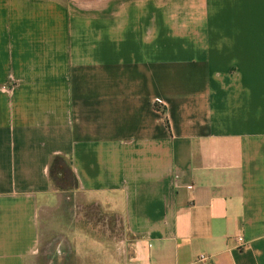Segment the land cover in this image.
I'll return each mask as SVG.
<instances>
[{
    "label": "crops",
    "instance_id": "1",
    "mask_svg": "<svg viewBox=\"0 0 264 264\" xmlns=\"http://www.w3.org/2000/svg\"><path fill=\"white\" fill-rule=\"evenodd\" d=\"M81 2L0 0V264L65 199L75 264H264V0Z\"/></svg>",
    "mask_w": 264,
    "mask_h": 264
},
{
    "label": "rangeland",
    "instance_id": "2",
    "mask_svg": "<svg viewBox=\"0 0 264 264\" xmlns=\"http://www.w3.org/2000/svg\"><path fill=\"white\" fill-rule=\"evenodd\" d=\"M65 4L69 0H59ZM89 8L95 2L104 0H81ZM67 182L65 177L61 182ZM75 228L82 233L97 237L107 236L116 243L125 234L124 227L114 215H108L93 205L73 207L70 201L63 200L58 208L42 212L38 236V252L31 264H75V257L70 247L69 233ZM69 232V233H68Z\"/></svg>",
    "mask_w": 264,
    "mask_h": 264
},
{
    "label": "built area",
    "instance_id": "3",
    "mask_svg": "<svg viewBox=\"0 0 264 264\" xmlns=\"http://www.w3.org/2000/svg\"><path fill=\"white\" fill-rule=\"evenodd\" d=\"M154 100H155L157 103H162V100H161L160 98H158V97H156ZM238 240L240 241L241 238H238ZM198 259H199V260L203 259V256H202V255H199Z\"/></svg>",
    "mask_w": 264,
    "mask_h": 264
},
{
    "label": "trees",
    "instance_id": "4",
    "mask_svg": "<svg viewBox=\"0 0 264 264\" xmlns=\"http://www.w3.org/2000/svg\"><path fill=\"white\" fill-rule=\"evenodd\" d=\"M57 159H58V157H55L54 160L52 161V164H53V163H57V161H58ZM57 167H59V168H63L64 165L58 163V166H57Z\"/></svg>",
    "mask_w": 264,
    "mask_h": 264
}]
</instances>
